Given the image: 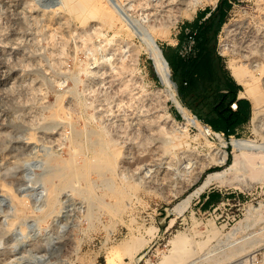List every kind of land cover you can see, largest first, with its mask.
Returning <instances> with one entry per match:
<instances>
[{
  "label": "rangeland",
  "instance_id": "374dc122",
  "mask_svg": "<svg viewBox=\"0 0 264 264\" xmlns=\"http://www.w3.org/2000/svg\"><path fill=\"white\" fill-rule=\"evenodd\" d=\"M218 1L104 0L110 19L95 5L75 12L64 0H0V264H159L178 233L206 240L203 251L216 258L244 233L237 226L247 211L264 205V169L258 176L245 164L228 169L237 152L230 139L264 148V132L251 118L230 135L187 123L142 35H157L162 51L176 48L181 27ZM230 2L216 41L227 69L240 58L227 22L264 33V0ZM253 56L262 65L253 73L264 103V55L259 48ZM103 150L109 156L97 159ZM134 152L140 155L128 163L119 156ZM166 166L164 183L144 177ZM76 168L90 172L67 180L53 198V184ZM216 170L221 175L200 188ZM257 211L254 229L264 226ZM256 236L247 257L264 255V229Z\"/></svg>",
  "mask_w": 264,
  "mask_h": 264
},
{
  "label": "bare ground",
  "instance_id": "6f19581e",
  "mask_svg": "<svg viewBox=\"0 0 264 264\" xmlns=\"http://www.w3.org/2000/svg\"><path fill=\"white\" fill-rule=\"evenodd\" d=\"M185 1L186 0H176V2L179 3V4H182ZM64 4L69 9H71V10H73L75 12L76 11H81V12L87 11L90 5H95L97 7V9L100 11L102 17L110 18V19L114 17V14L110 10V8L106 5V3L104 2V0H64ZM156 14H154L155 17L157 16ZM224 28H226V30H227L228 33H231L233 35V38H234V41L233 42H235V45L233 47V50L236 53H239L240 54V58H243L244 59V60H241L240 58H239V60H236V59H233V58L232 59H229L228 62H227L228 70L230 71V73L233 76V78L239 84L243 85V87H244L243 90H241V93L239 95L242 96V97H246L247 99L253 100V110H252L251 120H252V123L254 125V128L257 131L261 130V131L264 132V103L261 101V97H260L261 94L259 95V93H258L259 91H257V89H256V86H255L256 76L253 73V70L259 69L260 67H262V65L260 64V62H257L256 60H254L253 54H254V52L257 49L260 48L261 53L264 55V33H263L264 31L262 32L263 33L262 35L260 34V36H258L257 33H256V31L253 29V27L251 28L247 24L246 25H240V23L238 21H230V22H227L225 24ZM154 30H155V28H154ZM154 30L152 29V31H154ZM149 33L146 34V33L143 32V34L142 33L141 34L143 36L144 35L145 36L144 37L141 36V37H143L144 44L146 46L148 55L151 57V59L153 61L155 70H156V72H157V74H158L161 82L165 86V89H166V92H167L166 96L168 95L175 102V104L177 105V107L179 108V110L183 113V115H184L185 120H186L187 123L192 124V125H197L200 128L202 127L201 129H203V133L207 134L208 132L204 128V125L201 123L200 119L195 114H193L192 111L187 106H185L184 104H182L181 101L177 98L175 84H174V82H173V80L171 78L170 66H169V63H167V60H166V58H165V56L163 54V51H162L160 45L157 42V35H155L153 33L152 34L150 33V35H149ZM236 57H237V55H236ZM248 59H249V61L247 62L246 60H248ZM259 74H261V72H259ZM263 74H264V72H263ZM262 79H263V82L262 83L264 84V75H263V78ZM182 126H183V128L181 127V129L185 132L187 126H185V125H182ZM200 132H202V131H200ZM216 135H221V134L216 133ZM106 143L104 145H106ZM230 143L232 144V146L234 147V149L237 152L233 154L234 155L233 156V160L229 164L228 169H232V168L233 169L234 168L236 169L241 164H245V165H249L251 167V170H250L249 173H251L252 176H258V175H260L261 172H262V170L264 169V148L252 147L249 144V142H247L245 140H241L240 138H237V137H232L230 139ZM99 147H101V146H99ZM99 147H98V149H99ZM102 147H104V146H102ZM86 151H87V148H86ZM139 152H140V150H139ZM139 152H134V154L136 156L133 154L132 156L129 157V156H127L124 153L122 155H119V156L121 157V159H122L123 162L128 163V162H131L134 157L137 158L140 155ZM152 153H154V152H152ZM114 155H116V153ZM226 155H227V150H224V159L226 158ZM107 156H109L108 155V152L103 150V151H101V154H99V156H98L97 159L104 158V157H107ZM85 157H87V156L85 155ZM116 157H118V156H116ZM68 159H70V158H68ZM82 159L84 160L85 158H82ZM93 159H94V157H93ZM115 159H117V158H115ZM108 160H110V159H108ZM88 161H89V159H88ZM105 164H106V162H105ZM87 165H89V163H87ZM114 165H115V163H114ZM170 166H172V165H170ZM150 168H152V167L150 166ZM167 168H169V166H166L165 169H161L160 171L157 170V172L155 174H152V171H151V173L146 174L144 177L147 178L146 180L148 182H150L151 185H152V183H154V184L164 183L165 182L164 179H166L165 178L166 177L165 175L167 174ZM95 169H96V167H95ZM68 170H70V169H68ZM78 170L76 168V169H72V171L70 170L67 174L64 173L65 175L61 177V180L58 179V181L60 183H58V185H55L57 183V181H56L53 184L52 189H50L53 198L57 194L56 191L67 180H74L75 178H78L79 176L76 175L77 173L84 178V177H86V174L88 172H90V169H88L89 171L86 174H83L82 172H80ZM82 170L84 171V169H82ZM86 170H87V168H86ZM91 170H92V168H91ZM139 171H141V170H139ZM221 173H222V171H217V170L214 171V172H210L207 175V177L203 180V182L201 183L200 188H203V187L209 185L210 183H212V181L215 180L216 178H218L221 175ZM95 174H96V172H95ZM101 175H104V174H101ZM118 179H119V177H118ZM79 180H80V178H79ZM67 183H68V181H67ZM91 183L92 182H90L89 184H91ZM155 186H157V185H155ZM113 187H115V186H113ZM116 188H118V186ZM114 191H116V190H114ZM106 192H109V191H106ZM104 193H105V191H104ZM87 194L88 195H91L90 189L88 190V193ZM110 194H112V193H110ZM115 194H116V192H115ZM104 196L105 195H103V197ZM119 197H120V195H119ZM119 197H118V199L120 200ZM183 200H185V199H183ZM106 202L110 205V203H109L110 200H108ZM103 203H105V202H103ZM112 204L110 206H112ZM126 204H128V203H126ZM109 205H107V206H109ZM178 205H179V203H178ZM178 205L176 206V208H178ZM258 209H260L261 212H264V205L261 206V207H258V208L257 207L256 208H251V209H249L247 211L246 218L244 217L245 219L243 218L244 220H243L242 224L240 223V225L237 226V227L242 228V229L244 228L245 229L244 233L242 232L243 234L241 236H237L234 239H232L231 241L225 243L223 245V248L221 249V253H220V255L218 257H216V258H210L209 255H207V253L203 251V249H204V247L206 245V240H203V241L202 240H200V241L197 240V242H198L197 243L196 241H194V240L191 239V235L185 234V233H178L171 240L172 247H171L170 253H168V254L165 253L162 256V260L160 261L159 264H169L170 262H175L176 264H201V261L213 262L214 264H231V263H233V262L236 261V264H247L248 261L250 260V258L254 255V254H252V255H250V256L247 257V254H249V252L252 250L251 249L249 251V247H251V245H254L259 240V238H257L256 235L258 233H261L262 232V229H264V226L263 227H260V228H257V229H254L253 228V224L254 223L250 222V219H251L252 214L256 210H258ZM178 210H180V209H178ZM261 212H258L257 211L256 213H261ZM45 215H47V213ZM260 215H262V214H260ZM212 229L213 228H211V230ZM213 230H215V229H213ZM235 231H238V230H235ZM235 231H233V232H235ZM262 237H263V235H262Z\"/></svg>",
  "mask_w": 264,
  "mask_h": 264
},
{
  "label": "trees",
  "instance_id": "16d2710c",
  "mask_svg": "<svg viewBox=\"0 0 264 264\" xmlns=\"http://www.w3.org/2000/svg\"><path fill=\"white\" fill-rule=\"evenodd\" d=\"M230 5V0H219L214 9L204 12H210L206 18L189 22L190 34L181 32L179 46L163 50L183 104L214 130L227 135L237 134L252 112L249 99L238 97L241 84L226 68L216 46L217 33ZM189 35L194 39V51L183 55L181 46L188 43Z\"/></svg>",
  "mask_w": 264,
  "mask_h": 264
},
{
  "label": "built area",
  "instance_id": "2783aa9c",
  "mask_svg": "<svg viewBox=\"0 0 264 264\" xmlns=\"http://www.w3.org/2000/svg\"><path fill=\"white\" fill-rule=\"evenodd\" d=\"M186 33L187 34H190V29H187L186 30ZM193 44H194V39H193L192 35H189V41H188V43L186 45H184V47L181 49L182 54L183 55H187V54L193 52L194 51V45ZM203 125H204V128L208 132L207 134H209V135H213V134H216V133H219L221 135L222 134H225L224 131L214 130L212 128V126L210 124H208V123H203ZM247 264H264V255H262V254H259V255L254 254L250 258V260L248 261Z\"/></svg>",
  "mask_w": 264,
  "mask_h": 264
},
{
  "label": "crops",
  "instance_id": "0c3cea01",
  "mask_svg": "<svg viewBox=\"0 0 264 264\" xmlns=\"http://www.w3.org/2000/svg\"><path fill=\"white\" fill-rule=\"evenodd\" d=\"M214 9V8H213ZM210 14V12L209 13H206V14H204V12H201V11H199V12H197V14L194 16V18H192L191 20H189V22H192L194 19H199V21H201V20H203L204 18H206L208 15ZM188 27H189V24H185V26H182L181 28V30L183 31V32H185L187 29H188ZM181 31V32H182ZM182 48L184 47V46H181ZM240 93H241V91H240ZM238 97L239 98H246V97H242V96H240L239 94H238ZM237 106V104H236V102L235 103H233V107L235 108ZM180 112H179V110L176 108V114H179ZM252 116V115H251ZM244 125V124H243ZM242 127V126H241ZM204 202H205V204L206 205H208L209 203H210V201H211V194H207L205 197H204V200H203ZM210 205H212V203H210L209 204V206Z\"/></svg>",
  "mask_w": 264,
  "mask_h": 264
},
{
  "label": "water",
  "instance_id": "95a60500",
  "mask_svg": "<svg viewBox=\"0 0 264 264\" xmlns=\"http://www.w3.org/2000/svg\"><path fill=\"white\" fill-rule=\"evenodd\" d=\"M166 58V57H165ZM167 60V59H166ZM167 63H168V60H167ZM173 80V79H172ZM174 84L177 86L176 82L173 80Z\"/></svg>",
  "mask_w": 264,
  "mask_h": 264
}]
</instances>
